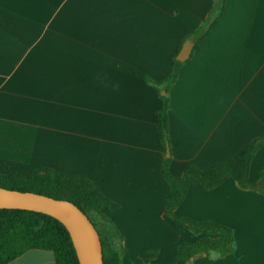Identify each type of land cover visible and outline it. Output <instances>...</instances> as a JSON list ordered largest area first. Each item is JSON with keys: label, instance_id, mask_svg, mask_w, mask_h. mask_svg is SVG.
<instances>
[{"label": "crops", "instance_id": "1", "mask_svg": "<svg viewBox=\"0 0 264 264\" xmlns=\"http://www.w3.org/2000/svg\"><path fill=\"white\" fill-rule=\"evenodd\" d=\"M213 1L0 0V173L43 166L90 180L117 204L105 214L122 237V264L168 263L197 237L164 214L161 94L147 78L169 72ZM169 98L173 176L191 164L212 169L264 135V0H226ZM260 171L264 145L249 184ZM175 214L215 220L234 237L232 253L199 252L184 264H264L258 191L231 179L191 186ZM6 264L55 263L31 249Z\"/></svg>", "mask_w": 264, "mask_h": 264}, {"label": "trees", "instance_id": "2", "mask_svg": "<svg viewBox=\"0 0 264 264\" xmlns=\"http://www.w3.org/2000/svg\"><path fill=\"white\" fill-rule=\"evenodd\" d=\"M225 3L226 0H214L206 19L183 37L172 56L169 72L161 80L147 78L159 91L164 90V94L160 95L161 105L155 114V131L163 152L160 168L165 193L164 214L172 223L192 231L197 237L189 244L179 245L174 258L168 263L147 260L141 264H184L199 252L219 256L233 252L234 237L229 227L211 219L195 220L175 214V209L191 186L210 190L231 179L239 188L253 189L264 196V171L258 173L255 185L248 183L250 163L257 150L264 145V135L248 140L233 157L212 169H201L191 164L180 176H173L169 172L170 150L169 155H165L166 145L169 148V91L184 63L177 60L176 55L186 39L193 40L192 51L196 48L221 15ZM0 187L32 191L74 203L87 215L98 232L103 264H122V237L113 220L105 214L116 209L117 204L87 178L38 166L27 171L17 169L0 173ZM31 249L51 252L55 264H79L69 233L57 219L33 210L0 208V264L9 263ZM152 254L149 252L147 255L150 258Z\"/></svg>", "mask_w": 264, "mask_h": 264}, {"label": "water", "instance_id": "3", "mask_svg": "<svg viewBox=\"0 0 264 264\" xmlns=\"http://www.w3.org/2000/svg\"><path fill=\"white\" fill-rule=\"evenodd\" d=\"M192 47L193 41L186 39L176 59L185 61ZM160 94H164V90ZM165 155H169L167 145ZM0 208L33 210L54 217L67 229L79 264H103L98 232L87 215L74 203L32 191L0 187Z\"/></svg>", "mask_w": 264, "mask_h": 264}]
</instances>
